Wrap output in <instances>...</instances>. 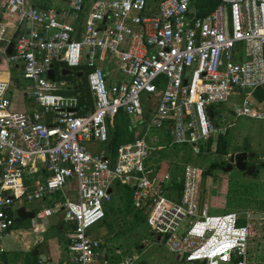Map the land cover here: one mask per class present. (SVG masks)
Returning a JSON list of instances; mask_svg holds the SVG:
<instances>
[{
    "label": "built area",
    "instance_id": "built-area-1",
    "mask_svg": "<svg viewBox=\"0 0 264 264\" xmlns=\"http://www.w3.org/2000/svg\"><path fill=\"white\" fill-rule=\"evenodd\" d=\"M193 1L161 0L151 13L148 0H0V40L19 33L2 60L21 65L39 106L10 110L11 76L0 70V238L21 233V207L34 211L36 235L63 213L67 256L57 264H134L135 255L109 263L91 235L124 183L132 208L186 264H248L251 214H210L201 169L181 162L158 177L153 164L175 145L206 154L232 118L264 119V0H220L202 16ZM64 69L84 73L90 108L65 93ZM122 110L133 139L91 152L86 142L107 144ZM54 194L64 199L41 204Z\"/></svg>",
    "mask_w": 264,
    "mask_h": 264
},
{
    "label": "rangeland",
    "instance_id": "rangeland-1",
    "mask_svg": "<svg viewBox=\"0 0 264 264\" xmlns=\"http://www.w3.org/2000/svg\"><path fill=\"white\" fill-rule=\"evenodd\" d=\"M157 4L156 0H149L151 11L156 10ZM3 45V42L0 43V47ZM2 56L3 54L0 52V70L11 69L4 63ZM55 70L59 74L60 71L57 66ZM6 74L5 71L0 72L1 77L6 76ZM67 76L75 78L73 73L67 74ZM12 78L10 87L12 93L9 96L12 101L11 106L23 107L25 105V108H31L29 104H33V102L25 94L30 89L27 86V80L23 79L19 73L14 74ZM33 107L37 106L33 104ZM134 119L135 116H133ZM231 120L234 121V124L227 128L230 133L228 154H218L214 150V144L210 146L206 154H192L191 152L186 154L184 151L176 152L170 149L159 158H155L153 164H160L161 171L157 172L158 177H162V171L167 168H174L181 162H189L201 169V198L208 203L210 214H222L227 211L247 212L249 214L260 213L259 216H250L251 222L254 223V233L249 240L250 258L248 264H264V166L262 165V162H264V119L241 116ZM116 121L119 125H126L124 120L121 122L116 119L115 123ZM114 128L108 126L109 132L111 133ZM102 146L106 148L107 144ZM240 151L254 153L250 162L256 164V172L247 174L236 169L233 164L231 169L227 171L217 167L210 169L214 162L223 163L222 167H225L229 162V155ZM205 170H208V174L203 173ZM121 188L124 189L123 186ZM122 189H117L113 195L114 200L117 202L121 201L118 193H121ZM62 199L64 197L61 194H54L48 199L49 201L42 202V204L52 206L53 202ZM56 219V216L49 219V233L58 231ZM240 222H243V220H240ZM24 225L27 226V223H22L20 226L23 227ZM98 230L100 232L99 236L104 242L103 252L106 257L135 255L137 259L134 260V264H186L180 254L168 251L162 239L159 240L156 235L152 234L146 222L138 224L133 221L132 213H124L123 210L116 214L112 229L102 227ZM97 232L93 227L91 228V235L96 236ZM142 239H145L146 244L139 249L137 244L141 245ZM9 240L14 246H21L20 242L13 238L5 239L3 242ZM7 246L5 244V248Z\"/></svg>",
    "mask_w": 264,
    "mask_h": 264
},
{
    "label": "trees",
    "instance_id": "trees-1",
    "mask_svg": "<svg viewBox=\"0 0 264 264\" xmlns=\"http://www.w3.org/2000/svg\"><path fill=\"white\" fill-rule=\"evenodd\" d=\"M156 1L159 4V2L161 0H156ZM219 2H220V0H195L194 6H195L197 14L202 16V15L207 14L210 10H212ZM15 36H16V34L14 35V37ZM0 41L3 42L4 39L0 40ZM3 46H5V43ZM3 46H1V47H3ZM19 71H20L19 68L16 65H14L11 68V79H13L12 76L16 73H19ZM70 73L71 72H69L68 74H70ZM78 73H79L78 71L74 73L75 78H71L70 76H67V74H63L64 75L63 77H65L67 79L69 78L73 82V90H69L68 92H65V93L66 94H73V95H76L78 93L77 97L79 99V102L81 104H84L85 106H87V108H90L92 106V99L90 96L88 86L86 84V79H85L84 73L80 72L81 73L80 76H78ZM123 120L125 121L126 125H123V124L119 125L118 122L116 121L115 126H114L115 128L110 133V140L107 143V146H108V148L111 149L112 153L116 152L117 147L121 143L126 142V141H130L133 139L134 134L130 128L128 118L125 115L119 116V121L122 122ZM229 145H230V133H229V131L226 130L224 133L219 132L217 137H216V141L214 143V150L218 154L226 155L229 153ZM184 148L185 147L175 145L172 148V150L176 151V152L183 150L187 154V151ZM165 153L166 152H160V156L165 154ZM222 164L223 163L214 162L210 166V169H214V167L220 168L222 166ZM262 165L264 166V162H262ZM260 166H261V164H260ZM203 173L208 174V170L207 171L205 170ZM72 180H73V185L71 186L70 189L67 190V193L69 195H71L72 197H74V194H75L74 179H72ZM121 186H123L124 189H122ZM117 189H119V190L122 189V192L118 193L121 201L117 202L113 198L112 202L107 204V206L105 208L104 218L100 222H98L94 226H92L95 230L98 231L97 234H95L96 235L95 237H100L99 236L100 232L98 230L99 228L106 227L107 229H112L116 214L123 211V210H124V213L125 212L126 213H132L133 221H135L138 224H142L146 221V212H144L142 210H133V208H132V205H131V189L129 188V186H126L124 183H122V184L118 183L116 185L115 192L117 191ZM23 227L27 228L28 224H27V226L24 225ZM137 247L140 249L141 245L137 244ZM107 258H108L109 263H117L120 260L121 256L114 255V256H110V257L107 256Z\"/></svg>",
    "mask_w": 264,
    "mask_h": 264
},
{
    "label": "crops",
    "instance_id": "crops-1",
    "mask_svg": "<svg viewBox=\"0 0 264 264\" xmlns=\"http://www.w3.org/2000/svg\"><path fill=\"white\" fill-rule=\"evenodd\" d=\"M95 0H85L86 5L93 2ZM149 2V0H148ZM194 2L192 3V11L196 12ZM32 4L35 5H50V0H31ZM158 8V6H157ZM157 8L155 11H150L151 13H155L157 11ZM197 14V12H196ZM198 15V14H197ZM17 35L18 32H14V30H7L3 44L5 43V46L8 45L10 41H12L14 38V35ZM0 43H2L0 41ZM1 63V62H0ZM17 66V65H16ZM13 67V66H12ZM11 67V68H12ZM19 68V74L22 76V67L21 65L17 66ZM108 69V67H107ZM6 70V69H5ZM10 76H11V69H8ZM18 74V73H16ZM7 76V74H6ZM23 78V77H22ZM24 79V78H23ZM27 86H30V83L27 81ZM12 91H10L9 96L11 95ZM26 94V93H25ZM10 98V97H9ZM11 101V98H10ZM12 102V101H11ZM33 102V101H32ZM34 105H36L33 102ZM33 104L30 103L31 108H25L26 106L22 105L23 107H12V103H10V110H27V111H38L39 106L33 107ZM33 107V108H32ZM105 143L96 142V141H87L86 146L91 152H98L104 147L102 146ZM108 148V146L106 147ZM183 152V150H181ZM188 152V151H187ZM40 204V203H39ZM42 204V203H41ZM57 217V216H56ZM51 217H49L45 222V230L40 234L36 235L34 233H29L28 227H22V231L19 234L18 231H16L18 234L16 235H10L6 237L0 238V264H43V263H49V264H57L60 263L66 256L67 253L65 252L66 247V239L62 230L61 224L58 223V217L56 219V225L58 227V231L56 233H49L48 230V221ZM22 223L30 224V219L22 220L20 222V225ZM25 228V229H24ZM15 232V233H16ZM33 234V235H32ZM31 235V236H30ZM13 238L14 240H17L20 242V247L12 245V242L3 240ZM36 240V241H35ZM5 244L8 246L5 248ZM37 253H32V252ZM39 260H42V262H39Z\"/></svg>",
    "mask_w": 264,
    "mask_h": 264
},
{
    "label": "water",
    "instance_id": "water-1",
    "mask_svg": "<svg viewBox=\"0 0 264 264\" xmlns=\"http://www.w3.org/2000/svg\"><path fill=\"white\" fill-rule=\"evenodd\" d=\"M18 36H19V33L6 46V51L5 52L7 54H11L12 49H13L14 41L17 40ZM68 73H69V70H67V69L62 70V74H68ZM80 75H81V73L79 72L78 73V76H80ZM48 76L50 78H53L54 77L53 70L52 69H50V71L48 72ZM248 156L249 157H253L254 156V153L253 152H250V154H248L247 151H240V152L232 153V154L229 155V157H230L229 162L226 164L225 167H222V169L224 171H227V170L231 169L232 164H233L236 169H238L240 171H244L246 169V162H245V160L247 159ZM254 170H255V166H252L251 169L247 170V173L248 174H251V173L254 172ZM150 177H152V174H150ZM17 212H18V216H19V218L21 220L30 219L35 214L34 211H26L22 207L19 208L17 210ZM259 215H261V214L260 213H254V214H251L250 216L255 217V216H259ZM57 217H58V223L60 224V222L62 221L63 213H59ZM32 253H37V252L34 251Z\"/></svg>",
    "mask_w": 264,
    "mask_h": 264
},
{
    "label": "flooded vegetation",
    "instance_id": "flooded-vegetation-1",
    "mask_svg": "<svg viewBox=\"0 0 264 264\" xmlns=\"http://www.w3.org/2000/svg\"><path fill=\"white\" fill-rule=\"evenodd\" d=\"M248 152V151H247ZM248 154H250V152H248ZM252 157H247V159L245 160V162H246V169L244 170V171H242V172H245V173H247V170H249V169H251V167L252 166H255V170H254V172H256V169H257V166H256V164L255 163H251L250 162V159H251ZM229 160H230V157L228 158ZM234 166V165H233ZM220 168H222V166L220 167ZM253 172V173H254ZM248 174V173H247ZM252 174V173H251Z\"/></svg>",
    "mask_w": 264,
    "mask_h": 264
},
{
    "label": "bare ground",
    "instance_id": "bare-ground-1",
    "mask_svg": "<svg viewBox=\"0 0 264 264\" xmlns=\"http://www.w3.org/2000/svg\"><path fill=\"white\" fill-rule=\"evenodd\" d=\"M6 76H2V78H5ZM121 115H125L127 118H128V116H127V114L122 110V112L120 113V116ZM129 121V120H128Z\"/></svg>",
    "mask_w": 264,
    "mask_h": 264
}]
</instances>
